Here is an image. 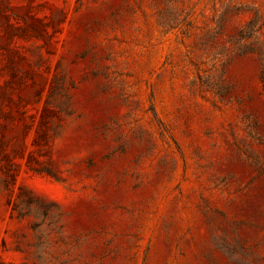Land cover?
Here are the masks:
<instances>
[{
	"label": "rangeland",
	"instance_id": "rangeland-1",
	"mask_svg": "<svg viewBox=\"0 0 264 264\" xmlns=\"http://www.w3.org/2000/svg\"><path fill=\"white\" fill-rule=\"evenodd\" d=\"M0 264H264V0H0Z\"/></svg>",
	"mask_w": 264,
	"mask_h": 264
}]
</instances>
